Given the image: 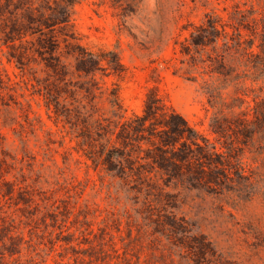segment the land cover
<instances>
[{"label": "rangeland", "instance_id": "rangeland-1", "mask_svg": "<svg viewBox=\"0 0 264 264\" xmlns=\"http://www.w3.org/2000/svg\"><path fill=\"white\" fill-rule=\"evenodd\" d=\"M0 264H264V0H0Z\"/></svg>", "mask_w": 264, "mask_h": 264}, {"label": "trees", "instance_id": "trees-1", "mask_svg": "<svg viewBox=\"0 0 264 264\" xmlns=\"http://www.w3.org/2000/svg\"><path fill=\"white\" fill-rule=\"evenodd\" d=\"M77 1H79V0H73L74 3H76ZM70 16H71V10H70V8H68V10H65L63 12V14H61L60 16H57V18H51L49 20L43 19L41 23L46 25V26H51L57 22L58 23L59 22H68L70 20Z\"/></svg>", "mask_w": 264, "mask_h": 264}]
</instances>
